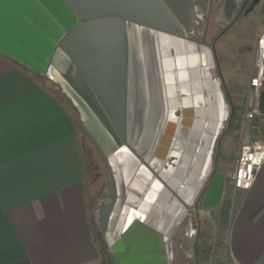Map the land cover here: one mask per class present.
<instances>
[{"label":"crops","instance_id":"0c3cea01","mask_svg":"<svg viewBox=\"0 0 264 264\" xmlns=\"http://www.w3.org/2000/svg\"><path fill=\"white\" fill-rule=\"evenodd\" d=\"M55 85L59 99L37 75L0 56V264H114L117 243L153 253L138 264H200L201 249L208 245L216 264H264V162L248 191L233 189L224 165L217 163L225 182L213 221H219L216 233L224 244L214 247L205 238L213 222L198 233L196 221L187 216L190 206L181 198L186 179L179 193L169 190L173 169L166 179L141 164L121 172L128 177L122 194L117 181L112 185L115 199L105 186L92 190L64 99L71 101ZM260 110L264 115V85ZM252 135L264 141V130ZM230 168L233 174L234 164ZM226 193L233 209L222 216Z\"/></svg>","mask_w":264,"mask_h":264},{"label":"water","instance_id":"95a60500","mask_svg":"<svg viewBox=\"0 0 264 264\" xmlns=\"http://www.w3.org/2000/svg\"><path fill=\"white\" fill-rule=\"evenodd\" d=\"M259 1L253 0L246 13ZM206 2L203 0V12ZM190 3L191 0H0V56L47 77L68 97L83 124L82 132L107 168V190L113 199L117 195L112 190L114 182L120 184L122 194L128 177L127 172H121L141 164L161 179L175 170V178L166 182L171 192L179 193L186 179L188 187L181 198L190 208L213 209L221 200L225 175L216 169L211 155L223 134L222 120L232 117V106L226 116L228 101L217 87L204 80L206 95L200 94L192 101V122L178 120L174 115V82L179 75L175 63L184 50H179L175 44L180 45V41H172L168 34L182 33L177 18L183 22V17L190 14ZM235 6L230 7L229 17ZM141 28L150 29L156 37L166 106L164 122L151 146L150 141H143L150 91ZM200 89H193L194 95ZM171 155L180 162L156 172ZM193 158L197 171L192 174ZM209 226V220L196 222V231ZM172 231L173 228L165 235L164 243ZM146 232L152 238L153 232ZM114 251V264H138L139 259L153 256L147 250L139 251L130 245L124 248L120 243Z\"/></svg>","mask_w":264,"mask_h":264},{"label":"flooded vegetation","instance_id":"af4514ba","mask_svg":"<svg viewBox=\"0 0 264 264\" xmlns=\"http://www.w3.org/2000/svg\"><path fill=\"white\" fill-rule=\"evenodd\" d=\"M252 1L253 0H207L206 9L203 12V0H191L190 14L183 17V22L177 18L182 33L180 35L168 34V36L173 39H171L172 41L178 39L180 41V48L184 50L181 52V55H179V60L176 59L175 63V71H177L179 75H176L174 82L176 100L174 115L178 120H188L192 122V101H194L195 98L197 99L200 94L203 96L206 95L202 86L204 80L209 84H213L214 87H217L228 101L229 105L232 106L221 74V65L217 56L216 43L233 28L241 15L246 16L253 10L246 13ZM232 6H235V10L232 12V16L229 17V9ZM171 52L173 53V51ZM181 59L184 64H181ZM188 64L191 66H188ZM198 87L201 89L194 95L193 89L197 91ZM199 105H201V102H199ZM225 110L227 116L230 111V106L229 109L225 108ZM230 119L227 118L226 120H222L224 126L223 134L218 138L214 153L212 154L213 162H216V164L218 163L217 153L220 149L221 137L228 132ZM78 123L80 124V128H82L83 124L80 119ZM174 136L171 137L174 138ZM99 158L105 168V189H107V168L100 156ZM177 161L180 162V159L175 155H171L167 158V164L165 166L169 167ZM108 260L109 259H106V261Z\"/></svg>","mask_w":264,"mask_h":264},{"label":"rangeland","instance_id":"374dc122","mask_svg":"<svg viewBox=\"0 0 264 264\" xmlns=\"http://www.w3.org/2000/svg\"><path fill=\"white\" fill-rule=\"evenodd\" d=\"M263 28L264 0H260L250 13L246 16L241 15L233 28L216 43L217 56L221 65V74L224 79L230 102L237 108H240V106L243 107V110L240 111L239 115V127L234 132L231 133L228 131L221 137L220 149L217 153V160L224 165L225 171L228 173V178H231L232 176V170L230 167L235 164V158L242 147L244 139L245 127L247 124L244 119V112L249 90V79L253 74L255 41ZM56 88L57 86L53 83V89L56 90ZM56 92L62 97L59 89ZM64 102L76 119V131L82 148H85L86 152H88V156L84 153L86 165L91 161L95 167L91 170L89 169L88 172L90 187L92 190L98 188V186H100L101 189H104L106 183L105 168L92 143L81 131L80 124L78 123L79 117L76 110L70 102L66 101V99H64ZM227 108L229 109V104L227 105ZM253 137L254 136L250 134V140H253ZM225 153H227V156H225ZM233 201V198L226 193L223 203L227 205V212L230 209H233ZM221 208L222 207H220V210ZM220 210L218 211V214H220ZM212 224V228L205 235V238H208L209 242H213L214 247L217 246L218 248H221V245L224 244V237L220 235L218 236L216 233L218 232L217 229L220 228L219 221H215L214 219ZM201 256L200 264H216V256L213 255L209 248L203 251L201 249ZM225 258L226 255L223 254L222 259Z\"/></svg>","mask_w":264,"mask_h":264},{"label":"built area","instance_id":"2783aa9c","mask_svg":"<svg viewBox=\"0 0 264 264\" xmlns=\"http://www.w3.org/2000/svg\"><path fill=\"white\" fill-rule=\"evenodd\" d=\"M264 85V28L255 41L253 74L249 79L244 119L246 121L241 151L237 156L231 177L235 190L248 191L255 182L264 162V141L256 137L250 140V134L258 136L264 130V115L260 110V96ZM187 216L196 222L209 220L212 223L213 209L198 206L189 208Z\"/></svg>","mask_w":264,"mask_h":264},{"label":"bare ground","instance_id":"6f19581e","mask_svg":"<svg viewBox=\"0 0 264 264\" xmlns=\"http://www.w3.org/2000/svg\"><path fill=\"white\" fill-rule=\"evenodd\" d=\"M141 39L144 49L150 91V112L144 143L146 144V142L150 141L151 146L155 143L157 135L164 122L165 102L155 34L148 28H141ZM175 46L179 50L182 49L177 43ZM177 59L179 60V57ZM181 64H184V62L182 61Z\"/></svg>","mask_w":264,"mask_h":264},{"label":"trees","instance_id":"16d2710c","mask_svg":"<svg viewBox=\"0 0 264 264\" xmlns=\"http://www.w3.org/2000/svg\"><path fill=\"white\" fill-rule=\"evenodd\" d=\"M34 75H37V74H34ZM38 81L40 82L41 86L44 89H46L48 92H50L54 97H56L58 99L60 98L59 93L56 92L53 89V83L48 78H46V77L39 78V76H38ZM242 110H243V107L242 106H240V108H237V107H235L234 104L232 105V117L230 119V123H229V127H228V131H230L231 133L234 132L239 127V123H240L239 115H240V111H242ZM71 115H72L73 120H74V122L76 124V119L74 118V115L73 114H71ZM84 153L88 156V152H86L85 148H84ZM87 167L90 170L93 169V168H95L94 165H93V163L91 161H89V163L87 164ZM229 182H231V180H229ZM226 210H227V205L224 203L223 204V208L221 210L222 216H224L226 214ZM209 247H210V245H208L207 248H209Z\"/></svg>","mask_w":264,"mask_h":264}]
</instances>
